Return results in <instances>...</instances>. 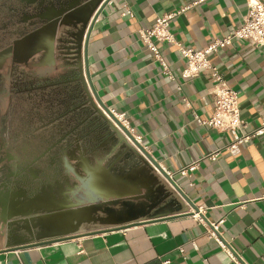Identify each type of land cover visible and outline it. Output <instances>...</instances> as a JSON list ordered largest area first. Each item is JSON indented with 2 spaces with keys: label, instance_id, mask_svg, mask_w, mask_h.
Returning a JSON list of instances; mask_svg holds the SVG:
<instances>
[{
  "label": "crops",
  "instance_id": "0c3cea01",
  "mask_svg": "<svg viewBox=\"0 0 264 264\" xmlns=\"http://www.w3.org/2000/svg\"><path fill=\"white\" fill-rule=\"evenodd\" d=\"M198 1L112 0L94 26L87 50L89 75L101 103L124 115L142 147L197 211L179 200L187 214L0 252V264H264V135L228 150L240 131L196 122L213 114L210 71L183 78L186 64L176 48L155 42L171 80L139 39V31L157 18L178 13L168 26L173 38L185 48L203 50L242 23L249 0ZM126 11L130 14L123 15ZM208 60L237 93L245 131H254L264 121V47L236 41ZM192 164L196 169L177 174ZM211 225H218L216 235L227 251L207 237Z\"/></svg>",
  "mask_w": 264,
  "mask_h": 264
},
{
  "label": "flooded vegetation",
  "instance_id": "af4514ba",
  "mask_svg": "<svg viewBox=\"0 0 264 264\" xmlns=\"http://www.w3.org/2000/svg\"><path fill=\"white\" fill-rule=\"evenodd\" d=\"M101 1L0 0V251L50 239L52 225L67 228L68 212L95 198L101 177L131 172L132 150L83 80Z\"/></svg>",
  "mask_w": 264,
  "mask_h": 264
},
{
  "label": "water",
  "instance_id": "95a60500",
  "mask_svg": "<svg viewBox=\"0 0 264 264\" xmlns=\"http://www.w3.org/2000/svg\"><path fill=\"white\" fill-rule=\"evenodd\" d=\"M111 1L112 0H102L99 3V8L88 25L85 39L86 55L83 63V80L86 89L90 91L100 108L105 112H108V109L101 103L97 96L89 75L87 50L95 22ZM117 130L118 129L114 128L116 141L119 144L123 143L132 150L134 156L131 163V172L128 173L127 177L124 175H119L117 178L112 179L105 178V176L101 177L98 183L100 185H98L97 192L94 194L95 198H92L91 201L88 199L82 209L68 212L71 225H68L67 228L61 229L56 227L58 225H52V232L47 235L50 239L36 242H20L6 246L0 252L38 247L52 242L70 240L79 236L126 229L142 222L161 221V219H169L172 216L187 214L181 211V203L179 200L186 202L190 205L191 209L197 211L195 205L189 202L187 197L175 184L174 180L168 177L161 167L144 152L143 148L138 146V148H140L139 150L153 167L129 145L123 135ZM122 131L130 138L125 130ZM154 167L158 173L153 169ZM139 175L145 176L146 178H144V180H138L136 177ZM145 189L146 193H142V190ZM143 200H146V206H144L145 208L142 210L140 205ZM139 207L141 209L140 211ZM126 209L128 211H126ZM95 215L98 216L99 219L101 218V222L97 225H86L92 222ZM73 221H75V224L72 223ZM48 226L50 225L42 224L41 228L42 230H46ZM80 228H83L84 231L77 233Z\"/></svg>",
  "mask_w": 264,
  "mask_h": 264
},
{
  "label": "built area",
  "instance_id": "2783aa9c",
  "mask_svg": "<svg viewBox=\"0 0 264 264\" xmlns=\"http://www.w3.org/2000/svg\"><path fill=\"white\" fill-rule=\"evenodd\" d=\"M202 1L204 0H199L198 2ZM247 3L246 14L242 20V23L222 39L220 38L214 40L203 50L185 48L181 43L173 38L168 26L169 22L178 13L165 14L162 17L157 18L150 28L140 30L138 33L140 41L153 54V56H155L154 59L159 64L162 74H164L167 78L172 80L173 75H171L166 63L162 59L155 42H166L176 48L180 57L184 59L186 64L184 71L181 73L183 78L188 79L195 77L201 70L210 71V78L213 84V114H211V116L205 120L195 119L197 124L200 126L209 127L220 131H240L241 134L239 137L228 147V150L230 151L235 150L239 145L248 143L253 138L264 135V121H262L259 127L254 131H245L246 125L245 122L240 118L241 114L239 113L238 109V95L234 90L228 87L225 81L216 72L215 68L210 64L208 57L213 53L230 46L236 41L250 42L255 47H264V3H259L257 0H249ZM128 14H130L129 11H126L123 15ZM97 22L98 20H96L95 25ZM102 112L115 127V129H118L117 131L123 135L129 145H131V147L134 148L139 153V155L147 161L148 164H150L139 150L140 148H138V146L142 147L141 137L133 133L124 115L116 113L111 109H109L108 112H105L104 110H102ZM122 130H125L129 134L130 138L126 136ZM143 150L147 155L150 156V151L144 148ZM214 157L215 154L210 155L211 160L214 159ZM195 167L196 165L192 164L185 167L184 169L180 168L177 174L180 176H185L187 172L196 169ZM153 169L158 173L155 167ZM162 170L164 171V169ZM165 173L168 175V177L172 178L168 172ZM217 226L218 225H211V229H207V237L209 239H213L222 250L227 251L224 245L225 243H223V241L220 240L216 235L218 234ZM179 251L182 252V249H179ZM227 253L230 257H232L229 252ZM162 264H169V261H162ZM236 264L241 263L237 262Z\"/></svg>",
  "mask_w": 264,
  "mask_h": 264
}]
</instances>
